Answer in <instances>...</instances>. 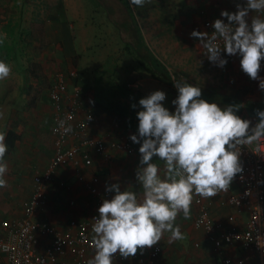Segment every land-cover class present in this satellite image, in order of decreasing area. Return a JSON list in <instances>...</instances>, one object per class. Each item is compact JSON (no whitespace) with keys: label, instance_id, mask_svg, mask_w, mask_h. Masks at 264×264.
<instances>
[{"label":"crops","instance_id":"crops-1","mask_svg":"<svg viewBox=\"0 0 264 264\" xmlns=\"http://www.w3.org/2000/svg\"><path fill=\"white\" fill-rule=\"evenodd\" d=\"M168 1L150 0L149 5L160 4L157 6L160 8L167 5ZM177 2L179 10L177 9L175 12L177 20L174 23V30H170L171 32L168 31L166 23L167 17L165 15L161 16L159 14L157 20H154L153 18H147V13H143L144 20L142 21L150 25L157 23L158 28L157 30L146 31L139 23L142 38L149 46L150 52L157 58L155 49L159 51V54H162L164 52L162 50L164 45L172 44L168 42L172 38L180 40L179 44L187 43L194 45L197 47L196 52L192 50H180L175 46L174 54L195 55V60L192 57L191 60L200 66L204 63V57H207L206 49L201 46L199 39L191 37L190 33L193 30L207 32L204 26V21L207 18L218 17L226 19L221 16V11L227 10L229 12H235L237 10L236 3H243L244 0H177ZM12 3L14 4L15 2ZM86 6L87 0H64L61 6L64 16L61 15L62 10H60L57 11V15L62 16L60 18L53 16L51 17L52 19L47 20V23L46 21L41 22L39 20L38 22L42 25H38L34 32L35 36L31 41L27 39V33L29 31L23 27L21 17L17 15L16 10L14 12L9 11L7 14L2 7V16L0 18L7 19L0 20V25H2L0 36L2 35V38H9L10 43L12 39L16 40V43L13 50L14 53L11 57L9 55L3 59L11 66L12 71L8 78L2 80V124L0 125V131H5L7 134L9 131H14L19 135V139L11 148L7 147V152L4 156V162L7 165L4 179L7 182V186L0 188V237L7 233L2 226L4 220L14 221L24 216V205L32 197L36 188L35 177L40 176L46 171L50 160L55 155L54 136L52 133L53 108L49 102V89L55 79V74L59 70L57 71V66L51 64L49 61L43 63L42 61L38 62L34 60L40 64V67L38 66L36 68L40 77L34 78L33 76H27L26 71L30 68L33 60L24 66L21 64L22 62L20 63V56L24 52L28 53V56H31L35 51L38 53V51H43L45 48L53 49L52 44H50L52 40L57 42L60 40L65 41V39L70 40L69 36L72 34L71 30L74 25H69L68 22L74 21L81 10H86ZM250 15L256 16L258 13L253 12ZM48 22H50V26ZM54 24L57 26V29H54ZM55 30L58 31L55 33ZM118 30L120 31V29ZM49 31H51L50 34ZM120 32L123 39L131 43L127 34L123 31ZM23 43L24 45H27V43L30 44V48L27 49L26 47L24 50ZM126 44L128 45V43ZM149 49L142 47L140 49H133L132 51L135 54L142 55V58L145 59V54H148L147 51ZM223 54L228 61V66L226 67L230 68V71L228 74H224L226 80H223L222 77V82H230L231 79H233V82H240L238 78L242 79L244 77L240 62L236 63L235 61L238 55L227 56L226 53ZM13 55L17 56L16 59L12 57ZM136 62L130 56L128 64H126L128 66L126 69H122L121 66L117 67V74L119 75V79H121V82H118V84L127 87L129 85L133 87V90L141 91L144 96L149 95L153 91L162 90L166 93V100L162 102L163 105L169 111H175V108H173L174 105L172 104L173 98L170 96V90L167 86L161 82H157L149 73L144 72L141 69L140 60ZM215 68H212V70H215ZM125 71L126 74H123ZM259 76L261 78L264 77V60L261 61ZM215 77L216 73L211 78L215 80ZM127 80L128 82H125ZM45 84H48V88L43 91L41 86ZM68 84L70 87L71 80L69 78ZM84 93L86 103L90 107H93L90 100L92 101L93 99L94 103V93H88V91H84ZM240 94L227 92L226 94H222V97L228 100L236 99L244 106L249 100L242 101L238 97ZM261 95L257 100H251L264 102L263 92H261ZM44 102H47L46 106ZM241 112L246 113L244 118L248 117L246 119L251 121L250 127L257 123L258 117L250 114L245 107L243 110L236 112V114ZM101 116V114H97L93 120L88 130L90 135L102 137V135L107 136L108 134L109 138H106V140H114L116 136L120 137L122 133L127 134L119 138V140L130 138L132 134L138 135V118L136 123L132 124L133 127L129 128V130L121 131V129L125 130L128 121H124L125 124L122 128L114 127L112 124H108V121H101ZM106 131L109 132L106 133ZM73 143H76V140H73ZM89 152L92 158L91 165H85L83 160L79 159L80 157L78 156L77 164L73 160H68L57 167L52 181L45 185L44 191L47 195L48 202L44 207L37 210L35 214L36 220L47 221L57 229L63 230L73 218L79 220L90 219L98 213L97 210L102 202L105 199H111L115 194L114 192L106 191V185L117 182L120 183L121 191H133L137 193L138 198H142L144 190L137 182L135 174L140 161V153H128L120 149L110 150L108 153H101L94 148L90 149ZM153 163L158 165L160 170L159 174L163 176L165 162L154 157ZM95 177L99 179L96 183L98 189L97 194H93L88 188V185L93 182V178ZM240 189L241 184L235 177L230 185L229 191L220 192L211 198H202L203 203L208 207L214 220L222 224L224 230H230L232 228L242 230L249 217V212L246 208L240 209L228 202V197ZM71 201L75 204L71 205ZM198 212L199 206L193 196L191 219L185 220L181 212L175 221V224L180 226L185 238L181 241L169 243L168 238L170 233H165L159 242L162 246V252L155 264H221L223 258L227 256L235 258L249 257L255 260L257 257L256 253L247 250L240 243L234 245L225 244L221 248H216L214 243L209 239L208 233L204 229L197 228L194 225V220ZM230 216L234 217L233 221L229 219ZM91 236H94L93 231L91 232ZM50 241L51 236H41V247H45ZM94 255L95 252H89V259L93 258ZM2 259L4 261L3 263L7 264V257L0 251V264H2ZM66 259L72 261L75 259V256L68 250ZM113 264L140 263L132 257H129L113 261Z\"/></svg>","mask_w":264,"mask_h":264},{"label":"clouds","instance_id":"clouds-1","mask_svg":"<svg viewBox=\"0 0 264 264\" xmlns=\"http://www.w3.org/2000/svg\"><path fill=\"white\" fill-rule=\"evenodd\" d=\"M130 3L143 7L146 0ZM236 9L221 11L227 23L215 19L211 35L193 30L190 36L199 39L208 60L221 68L228 62L222 53L238 55L242 71L250 79L259 80V88L264 90V78L259 76L264 60V0L237 2ZM253 12L258 15H250ZM217 41H222L223 47ZM11 71V66L0 60V80L8 78ZM172 82L178 90L172 101L175 111L163 105L166 93L162 90L139 100L138 135L132 134L130 139L140 144L135 174L143 195L138 198L133 191H121L119 182L106 185V191L115 194L103 201L98 217L93 218L91 243L95 255L87 264H113L117 253L123 258L135 257L138 250L143 254L165 233H170L169 243L183 240L181 228L175 224L178 214L182 212L185 220L191 219L194 194L207 199L229 191L234 178L243 172L241 146L264 137V110H256L258 121L250 127V120L236 114L242 105L221 108L202 99L200 87L183 78L177 80L175 75ZM65 124L59 121L63 133L68 134L72 126ZM6 135L0 131V188L7 186ZM154 157L165 162L163 176L153 163Z\"/></svg>","mask_w":264,"mask_h":264},{"label":"built area","instance_id":"built-area-1","mask_svg":"<svg viewBox=\"0 0 264 264\" xmlns=\"http://www.w3.org/2000/svg\"><path fill=\"white\" fill-rule=\"evenodd\" d=\"M215 19H227L212 17L204 21V26L211 35L214 29L212 22ZM223 47L222 41H217ZM77 70L69 72H57L49 89V97L53 108L52 133L54 136L55 155L51 159L46 171L35 177L36 188L32 197L24 205V216L19 220H4L2 226L7 231L0 237V251L7 257V264H87L89 252H95L92 246L91 236L94 217L87 220L71 219L63 230L57 229L47 221L35 219L37 210L48 202L44 191L45 185L52 181L57 167L68 160L78 163L77 157L82 159L85 165L92 164L90 149H96L101 153L120 149L128 153L138 152L140 144H135L131 139L106 140L104 137H95L88 133L93 122L90 110L84 107L79 84L73 85V91H69L68 78L77 77ZM72 88V87H71ZM82 114V116H81ZM70 124L72 131L63 133L59 121ZM76 140V143H73ZM240 161L243 172L237 174L236 179L241 184V189L228 197V202L237 208H246L249 217L242 230L232 228L224 230L222 224L217 223L208 207L203 203L202 197L194 198L199 206V212L194 220L197 228L204 229L209 239L216 248L223 245L242 244L247 250L256 253L257 257H231L223 258L221 264H264V137L251 144L242 145ZM82 179V177H81ZM97 177L88 185L93 194L98 193ZM103 203V202H102ZM71 205L75 203L70 202ZM231 221L234 220L230 216ZM51 236V241L41 247V236ZM71 251L75 259H66L67 252ZM162 252L160 243L150 249H145L143 254L138 250L132 257L140 264H155ZM117 253L114 261L122 260Z\"/></svg>","mask_w":264,"mask_h":264},{"label":"rangeland","instance_id":"rangeland-1","mask_svg":"<svg viewBox=\"0 0 264 264\" xmlns=\"http://www.w3.org/2000/svg\"><path fill=\"white\" fill-rule=\"evenodd\" d=\"M82 1V0H80ZM12 2H15L14 4ZM62 2L64 3V0H0V12L2 16V7L5 9V12L7 14L9 11L17 12V15L21 17V22L24 25L23 27L29 31L27 33V39L31 41L32 38H34L35 30L40 24L38 21H46L49 19H52L53 16H58L57 11L62 10V14L64 16L63 9L61 8ZM150 0H148L143 7H141V11L138 13V20L141 26L146 31L151 30H157L158 25L155 24H148L147 22H143L144 20V14L147 13V18H153L154 20H157L159 14L161 16H166L167 20V29L169 32L170 30H174V23L177 20V17L175 15V12L178 9V2L177 0H169L167 5H164L160 8H158V5H149ZM177 3V4H176ZM104 5H110L112 4L111 0H87V6L86 10H81L74 19V21L68 22L70 25H74L72 28V34H70L69 38L70 40H60V41H54L52 40V48L48 49L45 48L43 51H38V53L35 51L31 56H28V53H23V55L20 56V63L24 66L29 64L32 60L36 61H42L45 63V61L51 62V64L57 66V71L61 72H69V70L75 68L79 71H83L84 74L82 76L86 77H92L94 75H101L105 71L109 70L112 71L113 69H116L118 66H121L122 69H126L128 66V60L131 56L134 60V62L143 59L142 55L135 54L133 51H131L130 48L127 47L126 39H123V36L121 32L118 30L116 26L113 25V23L108 19L106 10L104 8ZM179 10V9H178ZM166 11V13H165ZM165 13V14H164ZM120 14V12H119ZM58 16L57 18H60L62 16ZM121 15V14H120ZM7 18H0V20H6ZM172 22V23H170ZM44 23V24H46ZM42 24H40L41 26ZM48 25L50 26V22H48ZM59 25V24H58ZM2 25H0V29ZM39 26V27H40ZM55 28L57 29V26L54 24ZM46 29V25H45ZM33 31V33H32ZM58 30H55V33ZM51 31H49L50 34ZM47 34V33H46ZM56 36V34H55ZM54 37V36H53ZM126 40V41H125ZM168 40V39H167ZM178 39L172 38L171 40H168L169 43L172 44H165L163 47V53L159 54L158 50L155 49L157 56L160 61H162L164 64L168 66V69L170 72L174 75H183L187 76L192 82L195 84L204 86L206 88H210L212 90L218 91L221 95L226 94L227 92H236L241 93L238 97L242 101L247 100H257L259 97H261V92L264 90H261L259 88V80H252L250 79L246 73L242 71L243 77L242 79L238 78V81L240 82H233V79H231L230 82H222L223 80H226L224 77V74H228L230 71V68H227L225 65L223 68L213 64L208 60L207 57H204V63L200 66L197 65L196 62L191 60V57L195 60V55L191 54H174L175 46L179 48L180 50H192L193 52L197 51V47L194 45H190L187 43L179 44ZM24 50L30 48V44L27 43V45H24ZM34 50V49H33ZM165 53V54H164ZM190 53V52H189ZM34 55V56H33ZM52 55V56H51ZM186 55V56H185ZM222 55H224L222 53ZM238 57V56H237ZM235 59L236 63L240 62V57ZM75 60L77 61L75 63ZM210 63H208V62ZM41 62V63H42ZM137 63V62H136ZM217 67V68H215ZM212 68H215V70H212ZM78 71V72H79ZM117 71V70H116ZM144 72H146L144 70ZM120 73V72H119ZM122 73V72H121ZM147 73V72H146ZM216 73L215 80H213L211 77H213V74ZM126 74V71L123 73ZM150 75V74H149ZM80 74L79 82L84 83V80ZM116 77L118 78V81L121 82V79H119V75L116 74ZM153 77V76H152ZM154 78V77H153ZM264 78V77H263ZM247 79V80H246ZM157 82H161L164 85L167 86V88L170 90V96H172L173 100L178 95V90L174 87V85H170L164 81H161L158 78H155ZM252 80V82H250ZM125 82H128L125 81ZM106 86V84H105ZM129 88H133L128 85ZM48 88V84L42 85L41 89L44 91ZM86 91L94 93V90L86 88ZM260 92L259 94H256ZM108 95L105 96V100H107ZM112 104L121 105V106H128L130 109V104L132 100V96L128 95L125 97H120L116 95L113 99ZM46 101V100H45ZM93 101V99H92ZM45 103V104H44ZM43 104L46 106L47 102H44ZM107 105V104H106ZM93 106V102H92ZM108 110L102 109L101 112V121H108V124H112L114 127H121L124 126V121H127L126 116L122 110H118V108H111L110 105H107ZM105 107V108H106ZM122 108V107H121ZM140 107L138 106L136 109V114L138 112V109ZM175 108V105L174 107ZM130 113V112H129ZM131 114V113H130ZM238 116H241L243 119L244 116H246V113H238ZM137 121V120H136ZM2 124V80H0V125ZM118 124V126H116ZM129 130V128H125V130L121 129V131ZM109 131H106V133ZM104 132V134H106ZM127 133H122L120 137L116 136V139L122 138V136H126ZM105 138H109V135L103 136ZM2 259V264L3 263Z\"/></svg>","mask_w":264,"mask_h":264},{"label":"trees","instance_id":"trees-1","mask_svg":"<svg viewBox=\"0 0 264 264\" xmlns=\"http://www.w3.org/2000/svg\"><path fill=\"white\" fill-rule=\"evenodd\" d=\"M112 4L104 5V8L107 13L108 19L113 23L114 26H116L120 31H123L127 34V37L130 39V42L128 43L127 47L131 49H140L142 47H145L149 49V46L144 42L141 27L138 21V13L141 11V7L134 6L130 3V0H111ZM147 2V0H146ZM120 12V14H119ZM14 34V33H12ZM0 60H3L5 57H8L14 53V47L16 40L11 41L9 38H2V35L0 36ZM137 46V47H136ZM5 52L3 53V51ZM12 52V53H11ZM11 53V54H10ZM148 54H145V59H140L141 63V69L149 73L154 78H158L161 81H164L170 85H173L172 82V76L173 74L169 71L167 66L160 61L152 52H150V49L147 51ZM141 56V55H140ZM14 59H16V55L12 56ZM145 60V62H144ZM77 61L75 60V63ZM20 64V63H19ZM40 67V64L38 62H31L30 68L27 69L26 75L27 76H33L34 78L40 77V75L37 73L36 68ZM77 70V69H76ZM117 68L113 69L112 71H105L101 75H94L92 77H86L82 76L84 74L83 71L77 70V77L69 78L71 80V86L69 87V91H73V85L79 84L82 87L81 90V96L83 105L85 108L90 110L93 115V119L97 116V114H101L100 110L105 109L108 110L106 107L107 105H110L111 108H118V110H122L127 118V128L133 127L132 124L136 123L137 120V114L136 109L139 106V100L143 97H145L141 91L139 90H133L132 88H128L127 86L118 84V78L116 77L117 74ZM79 71V72H78ZM80 74L84 80L83 84L82 82H79ZM177 80H180L183 78L186 82L193 84L195 86H198L202 89V99H205L209 102H215L217 103L221 108L227 107L228 105H242L240 101L236 99L228 100L222 95L210 88H206L204 86L195 84L192 82L187 76H181V75H175ZM106 84V86H105ZM86 88L94 90V103L93 107H90L85 100V93ZM108 95L107 100H105V96ZM118 95L120 97H125L127 95L132 96L130 109L127 106H121L112 104L113 98ZM49 102L51 103L50 97ZM107 104V105H106ZM136 104L137 107L133 108L132 105ZM106 107V108H105ZM122 107V108H121ZM140 107V106H139ZM246 108L247 111L250 112L252 115H256V110H264V102H255L253 100H249L245 103V105L241 106L238 111L243 110V108ZM141 110V108L138 109V111ZM237 111V112H238ZM131 114H130V113ZM257 116V115H256ZM93 123V122H92ZM19 139V135L15 133L14 131H9L6 137V144L8 148H11L12 145L15 144V142ZM51 161V160H50ZM50 163V162H49Z\"/></svg>","mask_w":264,"mask_h":264}]
</instances>
